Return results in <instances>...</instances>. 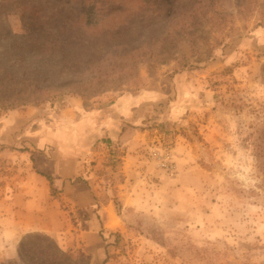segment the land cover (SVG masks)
Wrapping results in <instances>:
<instances>
[{"label": "rangeland", "instance_id": "obj_1", "mask_svg": "<svg viewBox=\"0 0 264 264\" xmlns=\"http://www.w3.org/2000/svg\"><path fill=\"white\" fill-rule=\"evenodd\" d=\"M141 1L154 6L160 0H0L4 86L19 82L20 88L35 69L56 67L48 56H28L21 65L18 51L27 36L23 20L52 5L63 9L55 19L70 28L63 35L79 44L73 53L82 63V74L65 71L55 79L110 75L92 88L83 84L85 92L65 96L63 104L44 93L33 98L40 101L11 105L17 91L0 89V214L35 150H52L77 155L85 183L96 187L91 210L106 206L109 215L98 216L99 256L81 235L78 211L69 212L57 196L63 219L70 220L67 239L30 232L11 243L0 232V264H264V0H193L191 11L184 8L190 0H164L166 12L190 15L195 27L187 33L195 43L156 58L146 52L168 33L158 34L161 17L146 22L137 13ZM77 5L100 14L76 12ZM146 23L155 26L143 34ZM114 53L137 59L116 60ZM121 69V80L110 74ZM124 98L132 103L126 111L132 119L119 126L111 148L102 133H78L88 112L125 115Z\"/></svg>", "mask_w": 264, "mask_h": 264}, {"label": "crops", "instance_id": "obj_2", "mask_svg": "<svg viewBox=\"0 0 264 264\" xmlns=\"http://www.w3.org/2000/svg\"><path fill=\"white\" fill-rule=\"evenodd\" d=\"M124 99V104H127L125 115H108L107 118H104L105 115H99L100 113H96L97 110L88 112L78 122V133L87 135L88 138L90 131L102 133L114 144L120 134L119 126L125 124L129 119L131 122L132 119V115H126V111L132 103L128 102L126 98ZM119 102L114 105L115 108ZM141 136L135 135L134 139H144ZM51 151L43 153L35 150L36 154L32 156L34 161L29 163L26 177L22 182L17 181L16 189L3 209L5 211L0 214V232H3V235L8 238L11 237V243L19 233L30 232L46 233L52 237H59L62 233V237L67 239L64 234L67 227L64 226L69 225L70 220L63 219L60 205L56 200L59 196L66 202L65 206H68L69 212L78 211L79 219H76V222L80 225L81 235L86 241H91V247L99 255L104 245L101 246V241L95 240V235L100 229L98 216L107 211L105 210L106 206L95 209V211L91 210L96 187L93 191V188H89V185L85 183L87 171L76 160L77 155L68 151L66 154L60 152L59 155H56ZM89 211L91 214L88 213ZM105 218L109 220L107 212ZM5 243L8 244L9 240H6ZM86 244L87 242L85 246ZM0 248H4V246ZM7 256H12L10 251Z\"/></svg>", "mask_w": 264, "mask_h": 264}, {"label": "trees", "instance_id": "obj_3", "mask_svg": "<svg viewBox=\"0 0 264 264\" xmlns=\"http://www.w3.org/2000/svg\"><path fill=\"white\" fill-rule=\"evenodd\" d=\"M171 3H174L176 0H169ZM142 5L137 9V13H143V19L147 18V21H154L156 18L161 17L163 19V23L159 24L155 22V24L158 25V28L160 29L159 33L161 36H164L167 34V37L163 39L162 44L155 47L154 49H151V51H147L146 54L149 55V57L156 58L157 56H166L167 54H170L173 52L171 49L173 46L176 49H179L182 44L183 46L187 45L188 47L192 48L194 46L195 39L192 38L188 30H194L192 25L189 23L190 15L187 17H183L181 13H176L173 10H170L169 12H166L167 10L164 9V0H160L154 6H148L144 1H141ZM193 0L188 1L186 6L184 8H187L188 5H190V11L193 9L194 5H192ZM192 5V6H191ZM77 8H73L76 12H83L86 15H98L100 12L98 10H94L95 7L87 8L85 7H79V5L76 6ZM40 11L35 12V15L38 13L39 16H35L34 18L30 19V22L24 21L22 23V27L25 29V32L27 33L26 42L21 46V48H18L19 51V63L21 65L26 64V57L30 56V58H39L41 59L44 56H48L49 60L51 61L52 65L55 64L56 67L53 68V71H41L40 69H35L32 74H35L33 76L25 77L23 79H20V82H23L22 86L19 88V82H15L13 85L9 84L7 86H4L3 84L7 81V79L0 77V89L2 91H17V94L20 96V99H15L16 97H13L14 99L11 100L10 104H24L26 103L25 98H30L32 100L33 98H39L43 96L42 94L46 93V99L47 101H50L51 103L54 102H60L61 104L64 103L65 96L68 95H75L80 92L79 88H82L83 84H86L85 86H88L87 88H92V86H95L97 84H100L104 80H106L107 75H104L103 77H90L85 80H79V81H64L59 82L55 79L57 75H61L63 72H72L73 74H82L79 70L81 69L82 63H80V58L78 57L77 53H73L74 50H77L79 48L78 43H72L68 42V37L64 36L63 33H67L70 28H66L65 20H56L55 17L59 16L62 13V8L57 5H52V8L50 11L42 12L41 7L38 8ZM120 12L119 10L117 11ZM189 12V9L186 10V13ZM122 13V12H121ZM163 14L164 16H159L160 14ZM145 28L143 31V34L148 32V30L155 26L154 23L145 24ZM163 30V31H162ZM75 39V37H73ZM150 38L152 36H147V39L150 41ZM145 39V40H147ZM197 39V38H196ZM31 44V45H29ZM150 44V48L152 43ZM31 49L27 52V50ZM138 49V48H136ZM21 50V51H20ZM135 50V49H134ZM133 50V51H134ZM24 52V53H23ZM26 52V53H25ZM89 52V51H88ZM136 52V51H135ZM138 52V51H137ZM90 54H88L89 56ZM116 56V60H124L126 58H131V60L137 59L135 55H129L128 53L119 54L114 53V57ZM160 60V59H159ZM163 61V60H160ZM122 65L120 64H113L114 68H119ZM123 72H125V69H121L120 71L110 73L111 75H115V77L119 78L120 80L123 78ZM7 77H11L12 74L9 72H5ZM4 73V74H5ZM49 74H52L54 77L51 78ZM137 73L135 74V77H137ZM134 78V76H133ZM94 80V81H93ZM93 81V82H92ZM45 82H48L45 84ZM30 83V86H24L25 84ZM92 84V85H90ZM138 86V85H136ZM34 100V99H33ZM40 101L39 99H35L33 102ZM72 101H68V104H71ZM9 106V105H8ZM69 106V105H68ZM67 106V107H68ZM107 147H112V142L109 138L104 139ZM109 140V141H108ZM111 143V144H110ZM112 153V151L110 152Z\"/></svg>", "mask_w": 264, "mask_h": 264}]
</instances>
